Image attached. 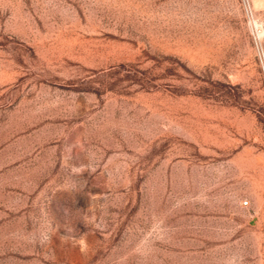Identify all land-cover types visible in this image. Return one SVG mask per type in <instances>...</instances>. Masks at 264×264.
Wrapping results in <instances>:
<instances>
[{
    "label": "rangeland",
    "instance_id": "obj_1",
    "mask_svg": "<svg viewBox=\"0 0 264 264\" xmlns=\"http://www.w3.org/2000/svg\"><path fill=\"white\" fill-rule=\"evenodd\" d=\"M251 3L0 0V264H264Z\"/></svg>",
    "mask_w": 264,
    "mask_h": 264
},
{
    "label": "built area",
    "instance_id": "obj_2",
    "mask_svg": "<svg viewBox=\"0 0 264 264\" xmlns=\"http://www.w3.org/2000/svg\"><path fill=\"white\" fill-rule=\"evenodd\" d=\"M242 3H243L244 9H245L246 13L248 14V16H250V18L254 20V12H253L251 0H242ZM256 28H257V31H256V34L254 35L255 44H256V48L259 52V55L261 58V63H262V68L264 71V47H263V44L261 42L262 31L259 30L260 28L257 26V23H256ZM246 203H247V201H246Z\"/></svg>",
    "mask_w": 264,
    "mask_h": 264
}]
</instances>
